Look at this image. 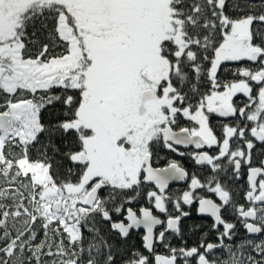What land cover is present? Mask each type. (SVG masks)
<instances>
[{
	"label": "snow or ice",
	"instance_id": "1",
	"mask_svg": "<svg viewBox=\"0 0 264 264\" xmlns=\"http://www.w3.org/2000/svg\"><path fill=\"white\" fill-rule=\"evenodd\" d=\"M37 22L48 43L34 39ZM237 61L256 67L221 86V65ZM0 96V264H153L139 251L125 258L112 239L141 227L154 264H264V160L253 166L258 144L264 152V0H0ZM57 105L55 122H45L42 112ZM211 113L245 123L225 124L217 137ZM180 116L196 126L175 130ZM160 145L179 155L180 145L218 146L215 155L193 153L213 175L193 174L173 198L169 184L189 173L177 161L154 167ZM62 161L71 166L60 178ZM220 174L246 176L247 207ZM145 184L165 220L152 207L125 208ZM205 188L220 202L198 194ZM193 203L213 218L218 242L205 232L190 248L168 246L166 233L180 236L190 215L182 205ZM228 207L249 234L235 246L225 243L236 234L222 215ZM157 243L167 255L156 254ZM221 250L227 259L214 257Z\"/></svg>",
	"mask_w": 264,
	"mask_h": 264
},
{
	"label": "flooded vegetation",
	"instance_id": "2",
	"mask_svg": "<svg viewBox=\"0 0 264 264\" xmlns=\"http://www.w3.org/2000/svg\"><path fill=\"white\" fill-rule=\"evenodd\" d=\"M230 63V64H228ZM236 63L235 65H238V68H244V67H249V68H254L256 67V65L253 62L250 61H237V62H225L224 64L221 65L220 70L217 73V81L221 84V86L224 83L227 82H231V81H235V80H239L243 77H241L240 75L237 78H234L232 76V72H230V67H233L231 64ZM208 83H210V87L208 85ZM210 88V90L212 91V85L211 82L207 81L206 78L204 76L201 77L200 83H199V90H206L208 91ZM185 91H188L187 88L184 89ZM219 90H223V87H221ZM210 91V92H211ZM209 92V93H210ZM193 99L191 102L193 104H195L197 102V100ZM233 102L237 107H243L245 103H247V97L242 94V93H238L234 98H233ZM237 123H240L241 126H243V124L245 123V121H243V119L241 117H236V118H232V117H221L219 116L217 113H211L209 114V125L211 126V128L213 129V131L215 132V134L217 135V137H220L221 135V130H222V126L225 124H229V125H235ZM247 123H251V122H247ZM196 124L194 121L189 120L188 118H185L183 116H180L177 120V125L175 126V130L179 131V128L181 127H195ZM189 147H186L184 145H180L178 146L179 148V152H183L184 155H179L176 152L170 151L166 148H164L162 145L158 146L157 151H158V155H154L153 158V166L154 167H167L168 163L170 161H177L178 163H180L185 169L186 171L189 173V178L184 180L183 182H181V184H174L171 185L169 187V189L166 191L168 194L171 193L170 195L173 196V198L175 197L176 194L178 193H182L183 191L188 189V185L190 182V178L193 174H195V176H197L202 182H203V178L202 175L207 173L210 174L211 176L213 175V172L211 170V166L209 165H198L195 163V160L193 158V153H197V152H208L210 155H215L218 152V146H213L212 148H208L207 146L203 147L202 149H197L195 148L194 145H188ZM264 160V152H261L260 150V145H257V148L253 151V166H259L260 165V161ZM221 175V182L225 184L226 187H228L232 194H233V199L237 204H244L246 207L248 206L245 200V192L247 190V181H246V176H242V178L238 181H233L231 179H225L223 177V174ZM231 175V173L229 172V176ZM149 190H154L153 186L150 184H145L141 187V195L139 199H136L134 202H132L131 204H126L125 208L127 207H131L133 208L134 211H137V214H139L138 209L141 207H152L153 209V214L159 216L162 220L166 219V215L163 213H160L157 209L154 208V204L150 203L147 198H146V193ZM207 190V188H206ZM201 191V190H198ZM208 194H201V196H206L208 198H211L213 200H215L217 203H219V198L216 194L211 193L207 190ZM206 192V193H207ZM183 210L187 211L190 213L194 210L195 211V216L197 217V219L202 218L205 220L209 221L210 224V228L211 225L213 224V218L206 216V215H198L197 214V208H198V203H193L191 206L188 205H182ZM168 208H169V212L172 213L173 215H178L179 213H177L172 205L171 202L168 203ZM190 215L188 217H190ZM224 219L228 222L234 223L236 225V234L233 236L231 241H225V243H230L232 245H234V243L239 242L240 240L245 239L246 237H248L249 234L246 233V230L243 228L241 222L239 219H237L236 215L233 214L232 209L230 207L226 208L223 213H222ZM185 217L182 220V234L180 236H178V240H179V244L180 247H184V233H183V227L185 225V220L188 218ZM114 219H123V216L120 217H113ZM126 223V220H125ZM163 230V226H161L160 229H158L156 232L158 233L159 231ZM220 231H223V228H220ZM213 232L214 235V240L210 241V242H218L217 241V233L215 231H211ZM134 233H140L143 237L144 235V231L142 229H139L137 231L135 230H131L128 237L123 239H129ZM166 234H171V232L166 233ZM261 238V237H260ZM143 243V240H142ZM159 244V243H157ZM143 247V244H142ZM156 247V245H155ZM144 250V255L145 256H149V259L153 261L154 264V257L153 255H151L150 253H148L146 251V249L143 247ZM132 251V250H131ZM156 254H162V255H167V252H159L155 249ZM223 251H217L214 252L213 255L214 257L224 260L223 256H222ZM220 256V257H219ZM119 264H123V260L119 262Z\"/></svg>",
	"mask_w": 264,
	"mask_h": 264
},
{
	"label": "trees",
	"instance_id": "3",
	"mask_svg": "<svg viewBox=\"0 0 264 264\" xmlns=\"http://www.w3.org/2000/svg\"><path fill=\"white\" fill-rule=\"evenodd\" d=\"M254 3H259V0H253ZM229 14L230 15H240V14H243V13H234L231 9L229 10ZM49 27H51V24H49ZM259 27V26H258ZM36 31V37H34V39H38L41 43H48V39L46 38L47 37V32L41 28L40 26V23L37 22L36 24V27L34 29ZM33 31V29L30 28V32ZM57 52L58 51H61V49H57L56 50ZM230 64V63H228ZM236 63H233L231 64L233 67H230V72H232V76L234 78H237L239 75L236 73V69H238V65H235ZM205 66L207 67V64L205 62ZM206 78V80L209 82L208 78L206 76H204ZM209 87H210V83H208ZM57 93L59 90H56ZM210 88L208 91L206 90H201L200 93L201 94H208L210 92ZM195 100H198V97L196 98H193ZM192 99V100H193ZM194 100V101H195ZM3 102V97L0 96V103ZM58 109H59V105L56 106V108H51L49 107L47 110L43 111L42 112V119L45 121V122H55V117H56V114L58 112ZM43 138V137H42ZM57 143H60L59 139H57ZM49 154L51 155V152H49ZM55 160L57 161H60L61 160V156H56L55 157ZM70 163L67 162V161H62V166L60 168V178H63V175H64V167H70ZM211 175L210 174H203L202 175V180L203 182H206L207 178H209ZM205 189L201 190V191H198V194L199 195H203V194H208V192ZM171 194V193H169ZM140 196L137 198L139 199ZM195 211L193 210L191 212V215L190 217H188L186 220H185V225L183 227V233H184V247H192V246H195L199 243V240H200V237L205 233L207 232L208 233V242L210 241H213L215 238H214V235H213V232L210 231V224H209V221L208 220H205V219H202V218H199L197 219V217L195 216ZM191 225H200V228L196 231V232H192L190 231V227ZM108 225L105 224L103 225V228H102V231L104 234H107V229H108ZM86 235H88L87 232H85ZM141 234L139 233H134L129 239H126V240H121L119 237L115 236L113 234L112 236V239H115L116 240V243L122 247L123 249H125V258H127L128 256L131 255L132 252H135V251H139L140 253H142L144 255V250H143V247H142V238H141ZM261 238H264V236H262ZM242 240H240L239 242H241ZM166 242L168 244V246L172 247V248H179L180 247V244H179V240H178V236L177 235H174V234H166ZM239 242L237 243H234L233 246H235L236 244H238ZM155 249L159 252H167L168 253V247H165L164 244H156V247ZM132 250V251H131ZM223 253H222V256L224 259H227L228 256H227V251L226 250H222ZM220 257V256H219ZM118 261H122L120 259V257L117 258Z\"/></svg>",
	"mask_w": 264,
	"mask_h": 264
},
{
	"label": "water",
	"instance_id": "4",
	"mask_svg": "<svg viewBox=\"0 0 264 264\" xmlns=\"http://www.w3.org/2000/svg\"><path fill=\"white\" fill-rule=\"evenodd\" d=\"M186 147H189V146H186ZM184 180H182V181H172L170 184H169V187L171 186V185H174V184H181V182H183ZM169 187H168V189H169ZM167 189V190H168ZM166 190V191H167ZM206 216H209V215H207V214H205ZM159 217V216H158ZM209 217H211V216H209ZM160 218V217H159ZM161 219V218H160ZM126 223H127V221H126ZM161 228V226H157V229H156V231L158 230V229H160ZM140 229H142L144 232L146 231L143 227H141ZM133 230H135V231H137V230H139V229H133ZM145 234V233H144ZM146 251L148 252V250L146 249ZM149 253V252H148ZM160 255H162V254H160Z\"/></svg>",
	"mask_w": 264,
	"mask_h": 264
},
{
	"label": "rangeland",
	"instance_id": "5",
	"mask_svg": "<svg viewBox=\"0 0 264 264\" xmlns=\"http://www.w3.org/2000/svg\"><path fill=\"white\" fill-rule=\"evenodd\" d=\"M190 183V182H189Z\"/></svg>",
	"mask_w": 264,
	"mask_h": 264
}]
</instances>
